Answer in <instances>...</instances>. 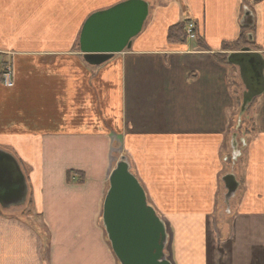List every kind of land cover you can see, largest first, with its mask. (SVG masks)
<instances>
[{
	"label": "crops",
	"instance_id": "1",
	"mask_svg": "<svg viewBox=\"0 0 264 264\" xmlns=\"http://www.w3.org/2000/svg\"><path fill=\"white\" fill-rule=\"evenodd\" d=\"M122 1L0 0V150L27 184L23 204H0V264H120L102 210L122 157L166 221L176 264H264V92L240 119L250 90L231 56L248 46L264 56V0H145L131 48L88 63L85 20ZM189 19L201 41H169ZM6 65L13 87L2 81ZM236 136L242 153L232 163ZM24 162L41 184L59 167L83 178L42 184L34 203Z\"/></svg>",
	"mask_w": 264,
	"mask_h": 264
},
{
	"label": "water",
	"instance_id": "2",
	"mask_svg": "<svg viewBox=\"0 0 264 264\" xmlns=\"http://www.w3.org/2000/svg\"><path fill=\"white\" fill-rule=\"evenodd\" d=\"M148 15L149 4L144 0H125L91 14L83 24L79 39L84 59L100 65L114 54L131 48L132 39L142 31ZM244 23H254L251 12H246ZM242 51L231 56L243 68L250 90L243 101V112L256 94L264 92V58L250 47ZM233 149L236 158L240 154L237 143ZM225 180L229 192H234L237 186L234 177ZM26 194V179L19 163L11 154L0 150V204H23ZM229 197L226 196V202ZM103 224L120 264H172L165 252L166 224L148 203L146 191L130 171L126 157L120 159L110 174Z\"/></svg>",
	"mask_w": 264,
	"mask_h": 264
},
{
	"label": "rangeland",
	"instance_id": "3",
	"mask_svg": "<svg viewBox=\"0 0 264 264\" xmlns=\"http://www.w3.org/2000/svg\"><path fill=\"white\" fill-rule=\"evenodd\" d=\"M149 2L152 3L151 0ZM49 26H50V24H49ZM74 168H75L74 166L73 167H66L65 169H63L62 167H59L58 171L55 172V174H57L59 176L56 179L54 178V176H50V178L49 177L48 178L43 177L44 179H42V181H43L42 184L44 185V187H47V186L53 184V185L57 186V188H60L62 186L61 182H63L64 179H65L64 183H63L64 185L65 184H77V183H79V180L81 178H83V176H82V173H78L77 171H75ZM24 169H25L24 172L27 173V177L29 179V187H30V192H31L30 200L33 201L34 203H36V202H38L39 193H40L41 186H42L41 180H40V178H39L40 181H38L36 179L35 175L37 172L33 171V169L31 168V165L28 162H24ZM132 171H133V169H132ZM61 176H64V177L61 178ZM37 197H38V199H37ZM221 214L222 215L228 214V208L225 209V205H223V207H222ZM215 216H216L215 217L216 218L215 223H216L217 229L223 235H228V225L227 224L222 225V222H219L220 218L218 217L217 212H215ZM172 248L173 247H172V242H171V238H170L168 240L166 253L168 254V257L172 261V263L176 264L175 260L173 258V255H172V253H173ZM218 260L219 259H217V261Z\"/></svg>",
	"mask_w": 264,
	"mask_h": 264
},
{
	"label": "trees",
	"instance_id": "4",
	"mask_svg": "<svg viewBox=\"0 0 264 264\" xmlns=\"http://www.w3.org/2000/svg\"><path fill=\"white\" fill-rule=\"evenodd\" d=\"M253 3H259L261 0H250ZM185 22L179 23L172 26L168 33V40L175 43H181L187 40L186 31H185ZM201 41L199 37H197V42ZM107 237V236H106Z\"/></svg>",
	"mask_w": 264,
	"mask_h": 264
},
{
	"label": "built area",
	"instance_id": "5",
	"mask_svg": "<svg viewBox=\"0 0 264 264\" xmlns=\"http://www.w3.org/2000/svg\"><path fill=\"white\" fill-rule=\"evenodd\" d=\"M194 25L190 24L188 27V35L190 39H195V34H194ZM4 79L5 82L8 86H12L13 85V81H12V71L10 68H8L6 70V72H4Z\"/></svg>",
	"mask_w": 264,
	"mask_h": 264
}]
</instances>
